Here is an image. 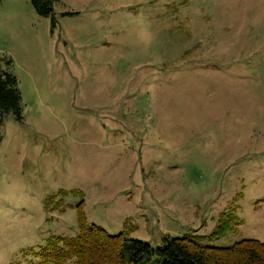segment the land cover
Here are the masks:
<instances>
[{"label": "rangeland", "instance_id": "1", "mask_svg": "<svg viewBox=\"0 0 264 264\" xmlns=\"http://www.w3.org/2000/svg\"><path fill=\"white\" fill-rule=\"evenodd\" d=\"M0 66L22 98L0 121V264L75 237L81 198L153 249L223 212L212 244L264 243V0H56L49 17L1 0Z\"/></svg>", "mask_w": 264, "mask_h": 264}, {"label": "trees", "instance_id": "2", "mask_svg": "<svg viewBox=\"0 0 264 264\" xmlns=\"http://www.w3.org/2000/svg\"><path fill=\"white\" fill-rule=\"evenodd\" d=\"M1 1V0H0ZM35 13L49 17L56 0H30ZM75 13L65 12L63 16ZM55 26L54 17L51 19ZM10 61H8L9 65ZM11 112L17 121L22 119V98L13 74L0 66V121ZM74 194V191H71ZM78 194V193H77ZM84 200L74 206L78 232L75 237L49 236L41 250L44 259L34 264H264V243L241 239L228 246H216L236 222L232 213L220 214L209 235L198 233L162 237V247L153 249L141 240L128 239L123 233L110 234L104 228L89 223L83 211Z\"/></svg>", "mask_w": 264, "mask_h": 264}, {"label": "crops", "instance_id": "3", "mask_svg": "<svg viewBox=\"0 0 264 264\" xmlns=\"http://www.w3.org/2000/svg\"><path fill=\"white\" fill-rule=\"evenodd\" d=\"M105 229V228H104ZM106 230V229H105ZM107 231V230H106ZM108 232V231H107ZM109 233V232H108ZM118 233H121L120 231Z\"/></svg>", "mask_w": 264, "mask_h": 264}]
</instances>
